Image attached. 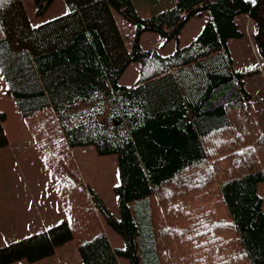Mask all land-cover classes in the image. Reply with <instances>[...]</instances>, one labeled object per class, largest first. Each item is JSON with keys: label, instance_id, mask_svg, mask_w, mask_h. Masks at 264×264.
<instances>
[{"label": "trees", "instance_id": "16d2710c", "mask_svg": "<svg viewBox=\"0 0 264 264\" xmlns=\"http://www.w3.org/2000/svg\"><path fill=\"white\" fill-rule=\"evenodd\" d=\"M51 1L36 0V13ZM64 1L67 12L37 25L23 0L0 4V72L22 117L51 109L64 147L117 154L118 216L93 188L81 192L71 163L59 160L76 181L74 197L87 193L88 208L125 242L113 247L90 225L78 236L82 264H264V134L229 47L244 35L237 16L247 14L264 60V0H175L148 17L133 0ZM114 12L135 26L129 47ZM205 15L196 37L171 54L141 43L146 32L178 40ZM134 62L139 77L122 84ZM5 119L0 111V148L9 143ZM74 236L63 220L0 246V264L39 261Z\"/></svg>", "mask_w": 264, "mask_h": 264}, {"label": "rangeland", "instance_id": "374dc122", "mask_svg": "<svg viewBox=\"0 0 264 264\" xmlns=\"http://www.w3.org/2000/svg\"><path fill=\"white\" fill-rule=\"evenodd\" d=\"M138 13L143 17L151 16L162 9L172 7L170 0H134ZM26 11L33 25L59 16L68 11L64 0H52L43 14H37L36 0H23ZM163 2V3H162ZM162 3L161 8L154 5ZM119 19V28L129 47L135 33L133 23L120 13L114 12ZM206 16V15H205ZM247 14L237 16V21L243 32H248ZM197 17L190 20L196 22ZM189 20V21H190ZM188 21V22H189ZM187 22V23H188ZM186 23V24H187ZM196 32L197 27H194ZM250 30L257 31L255 21H251ZM145 34L155 33L146 32ZM191 34L190 29L183 28L179 39H172L169 46L175 48L177 43L183 45ZM147 36V35H146ZM144 37L143 46H159L156 37ZM243 39V38H242ZM254 43V39L251 40ZM254 46L255 43H254ZM229 47L234 57V67L244 73L246 87L251 92V105L256 110L260 130L264 134V60L254 53V47L248 46L240 39H230ZM256 48V47H255ZM251 49V50H250ZM257 50V48H256ZM253 51V52H252ZM131 66L134 64H130ZM126 69V74L130 67ZM140 70V66H139ZM122 83V82H121ZM0 111L6 113L3 122L5 132L13 146L0 151V245L15 241L29 229L37 228L31 204L39 209L44 220L51 227L63 220L71 221L77 236L57 247L52 256L39 261L30 262L25 259L10 264H82L78 250L79 237L90 232V225L99 224L105 230L113 247L122 248L124 238L98 213L88 208L89 195L75 196L76 181L67 175L59 160L70 162V168L81 179L82 186L78 189L93 188L105 201L111 211L118 216L119 200L114 186L119 184L117 154L100 155L94 145H80L72 148L64 147L65 142L60 127L51 109H46L29 119L23 118L14 97L8 92V86L0 72ZM69 163V165H70ZM257 194L262 201L264 211V181L257 187ZM73 198V202L69 198ZM47 227V228H48ZM29 228V229H28ZM120 264H129L128 259L119 257Z\"/></svg>", "mask_w": 264, "mask_h": 264}, {"label": "crops", "instance_id": "0c3cea01", "mask_svg": "<svg viewBox=\"0 0 264 264\" xmlns=\"http://www.w3.org/2000/svg\"><path fill=\"white\" fill-rule=\"evenodd\" d=\"M163 1V0H162ZM133 2H134V4H135V1L133 0ZM151 2H152V0H151ZM163 3V2H162ZM162 3H155L154 5H156V6H161L162 5ZM170 3L172 4V6L174 5V3H175V0H170ZM136 8H138L137 6H136ZM159 8H161V7H159ZM162 10H164V9H162ZM115 18H116V22H117V24L119 25V19L117 18V16L115 15ZM195 19H197L196 20V22H193L194 20H190L185 26H184V28H187L188 27V29H190V32H191V34L189 35V37H187V39H185V41H184V43H183V45H185V44H187V43H189L192 39H194L195 37H196V35L200 32V30H201V28L203 27V25L205 24V22L207 21V19H208V17L207 16H202V17H197V18H195ZM253 19L251 18V17H249L248 15H247V17H246V22L249 24V27H248V32L249 33H247V36H246V31H244V35H243V39L242 38H240V41H242V43H245V44H247V46H248V44H249V42L253 45V47H254V53L255 54H257V50H256V46H254V43H252V39H254V35H255V33H253L251 30H250V26H251V21H252ZM254 21V20H253ZM256 23V22H255ZM190 24H193L194 25V27H197V29H196V32L194 33L193 32V26L192 27H190L189 25ZM120 29V28H119ZM121 31V30H120ZM122 33V32H121ZM123 35V34H122ZM147 35V36H146ZM150 37V36H152V37H156V39H159L160 40V45L159 46H153V45H151V46H149V45H145L144 46V48H146V49H148V48H153V49H156L159 53H161V54H163V55H168V54H171L172 52H173V50H174V48H172V46H169V48L168 49H166V47H167V44L169 45L170 44V42H171V40L170 41H165L162 37H158V36H156V35H152V34H142V36H141V38H140V40H141V43L143 44V41H144V37ZM124 37V36H123ZM125 40V39H124ZM125 43H126V41H125ZM178 44V43H177ZM126 45H127V43H126ZM251 50V49H250ZM253 52V51H252ZM132 64H134V65H130L131 67H130V70H128V72L126 73V74H123L122 75V77H121V79H120V82H122V84H125V85H132L136 80H137V78L139 77V66H140V62H134V63H132ZM129 68V67H128ZM126 72V71H125ZM24 118V117H23ZM26 118H30V117H26ZM11 146H13V143L9 140V143H8V145L7 146H5V147H2V148H0V151H3V150H6L7 148H9V147H11ZM36 204H35V202H33L32 204H31V208H32V210L34 211L33 212V214H34V223L36 224L37 223V228H34L33 227V229H29L27 232H25L24 234H26V235H20V234H17L16 235V237H20V238H22V237H25V236H28V235H31V234H34V233H37V232H40V231H42V230H44V229H46L47 227H48V223H46V221L44 220V217L42 216V214H41V212L39 211V209L35 206ZM20 238H18V239H20ZM18 239H15V240H18ZM3 245H5V244H3ZM0 246H2V245H0Z\"/></svg>", "mask_w": 264, "mask_h": 264}, {"label": "snow or ice", "instance_id": "6c2138e0", "mask_svg": "<svg viewBox=\"0 0 264 264\" xmlns=\"http://www.w3.org/2000/svg\"><path fill=\"white\" fill-rule=\"evenodd\" d=\"M4 3V0H0V4Z\"/></svg>", "mask_w": 264, "mask_h": 264}]
</instances>
